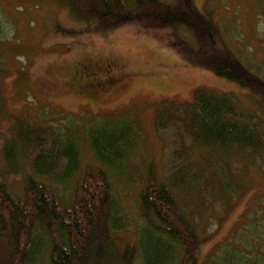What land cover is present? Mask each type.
Masks as SVG:
<instances>
[{"label":"trees","instance_id":"trees-1","mask_svg":"<svg viewBox=\"0 0 264 264\" xmlns=\"http://www.w3.org/2000/svg\"><path fill=\"white\" fill-rule=\"evenodd\" d=\"M59 1L73 17L101 27L171 30L178 42L171 46L189 62L264 106V75L252 72L245 56L226 51L219 24L194 0ZM47 114L54 120L55 113ZM73 119L66 128L52 130L49 150L32 130L1 145L0 264H199L201 234L186 197L199 200L208 190L229 204L239 191L230 162L244 157L245 164H252L264 158L261 131L230 94L198 88L189 102L162 106L156 129L179 128L189 146L186 160L173 163L166 177L147 166L136 199L143 224L136 241L117 250L112 234L130 222L115 198L112 179L125 174V162L138 144L137 130L122 117H88L80 125L79 118ZM80 129L94 165H80ZM25 146H31V164L13 188L8 172ZM255 216L204 264H264V194Z\"/></svg>","mask_w":264,"mask_h":264},{"label":"rangeland","instance_id":"rangeland-1","mask_svg":"<svg viewBox=\"0 0 264 264\" xmlns=\"http://www.w3.org/2000/svg\"><path fill=\"white\" fill-rule=\"evenodd\" d=\"M194 5L219 24L226 51L245 56L249 69L264 75V0H194ZM175 36L171 30L132 25L101 27L73 17L59 0H0V147L18 132L32 130L49 150L52 130L66 128L73 118H79L78 125L100 115L134 123L137 147L125 162V174L112 179L115 198L130 222L112 234L117 250L136 241L143 224L136 199L147 166L166 177L173 163L186 160L189 146L179 128L156 129L162 106L189 102L198 88L227 93L264 137V106L258 98L189 62L171 46ZM48 112L55 113L54 120ZM78 136L81 167L94 165L82 129ZM30 148H22L8 172L13 188L29 171ZM245 159L230 162L239 191L229 204L208 190L199 200L186 197L201 234L199 264L256 217L264 194V158L252 164Z\"/></svg>","mask_w":264,"mask_h":264},{"label":"bare ground","instance_id":"bare-ground-1","mask_svg":"<svg viewBox=\"0 0 264 264\" xmlns=\"http://www.w3.org/2000/svg\"><path fill=\"white\" fill-rule=\"evenodd\" d=\"M58 196V195H57ZM171 259V258H170Z\"/></svg>","mask_w":264,"mask_h":264},{"label":"flooded vegetation","instance_id":"flooded-vegetation-1","mask_svg":"<svg viewBox=\"0 0 264 264\" xmlns=\"http://www.w3.org/2000/svg\"><path fill=\"white\" fill-rule=\"evenodd\" d=\"M108 80V79H107ZM106 81V80H105Z\"/></svg>","mask_w":264,"mask_h":264}]
</instances>
